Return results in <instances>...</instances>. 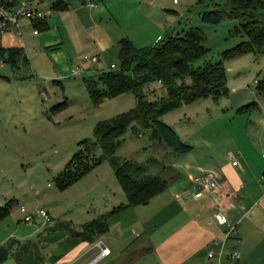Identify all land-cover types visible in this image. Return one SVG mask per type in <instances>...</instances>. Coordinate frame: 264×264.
I'll use <instances>...</instances> for the list:
<instances>
[{"label": "crops", "instance_id": "0c3cea01", "mask_svg": "<svg viewBox=\"0 0 264 264\" xmlns=\"http://www.w3.org/2000/svg\"><path fill=\"white\" fill-rule=\"evenodd\" d=\"M129 1L45 0L44 6L50 8V14L44 20V27L34 32L32 26L23 21L21 35L0 34V47H22L28 62L20 66L30 69L32 65L34 70H41L40 66L48 68L49 64L52 68H49L48 78L62 79L71 76V69L75 76L92 68L94 59L102 54L118 57L122 37L130 38L136 46H146L163 39L165 33L174 34L176 19L172 23L168 19L178 14L176 9L158 5L151 16L148 0H133L136 10L129 9ZM117 3L123 19L132 13H136V19L124 23L114 8ZM87 53L94 55L89 62L84 57ZM40 54L42 58L38 59ZM116 61L118 64V59ZM75 65L83 68L81 72H73ZM0 78L11 80L10 77ZM6 120L0 115L2 130L15 126ZM261 123L264 124V120ZM251 125L247 129L249 133L254 132ZM149 139L157 145L159 157L147 156L143 163L148 164L151 173H159L167 179L164 190L148 203L129 206L111 215L107 231L92 241L79 238L76 232L86 222L127 202L112 168L111 176L119 183L117 193L108 192L106 199L85 219L73 223V219L67 217L51 216V220L45 222L34 213L33 220L25 222V213L19 207L22 216L17 218L18 224L0 241V249L6 253L0 264H87L99 253L98 239L110 248V253L96 264H229L225 254L216 255L212 260L207 256L214 239L217 250L220 243L224 244V252L239 249L235 264H264V135L253 134L243 144L229 142L223 148L211 146L204 154L194 153V146L188 152H176L150 135ZM230 152L235 153L234 159L228 157ZM4 158L0 153V163ZM0 167V185H4V169ZM207 169L220 172L224 184L218 190L205 191L201 197L194 198L193 193L198 190L194 178ZM5 190L3 186L0 188V206L10 200L15 204L17 197L13 191ZM218 212L236 226V232L228 238L225 226L214 219ZM208 219L212 222L208 223Z\"/></svg>", "mask_w": 264, "mask_h": 264}, {"label": "rangeland", "instance_id": "374dc122", "mask_svg": "<svg viewBox=\"0 0 264 264\" xmlns=\"http://www.w3.org/2000/svg\"><path fill=\"white\" fill-rule=\"evenodd\" d=\"M148 1L151 16L158 5L178 11L168 19L171 23L176 19L174 34H182L192 26L202 27L206 33L202 43L207 51L193 61V66L200 67L222 60L227 77L226 94L219 98L201 97L183 104L165 113L162 120L177 128L180 135L194 146L196 154L210 151L211 146L223 148L229 142L247 143L253 134L264 135V124L261 123L264 120V93L258 94L255 88L256 80L264 72V52H247L235 58H226L223 55L226 49L248 39L240 21L225 17L216 23H206L202 19L203 11L212 9L216 3L224 4L227 0ZM129 3V9L136 10V2L132 0ZM114 8L124 23L136 19V13L123 19L119 3ZM137 16L139 19L138 13ZM169 34L165 33L163 38ZM84 57L89 62L94 55L87 53ZM37 58L41 59V54ZM116 59L115 54H102L94 59L92 68L75 76L71 69V76L62 79L57 76L48 78L49 68H52L49 64L48 68L40 66L41 70H34L32 65L30 69L25 65L13 69L9 63L0 61V72L11 78L10 82L0 78V115L6 117L7 122L15 124L3 130L0 126V153L5 155L0 163L4 169V185L2 183L0 188L3 186L13 191L17 197L8 216L0 222V241L18 224L17 218L22 216L19 210L21 206L33 214L45 208L50 216L67 217L75 223L89 217L100 206L101 200L106 199L108 192L117 193L119 183L114 182L108 161L94 166L65 189L58 188L54 183V176L78 149V142L84 138H94V127L99 120L136 105L133 93L107 97L100 105L93 104L91 100L84 77L109 68L112 63H117ZM44 60L47 64L46 57ZM77 68L78 73L83 69L80 66ZM147 89L151 99L159 98L164 93L156 81L149 83ZM252 101H256L257 105L238 112L239 107ZM250 124L254 131L251 133L247 130ZM230 132L234 139L230 137ZM122 138L117 155L140 163L147 156L159 157L156 154L158 147L149 139L148 131L141 137L129 128ZM101 154L102 150L98 148L96 155ZM164 159L167 161L168 157Z\"/></svg>", "mask_w": 264, "mask_h": 264}, {"label": "trees", "instance_id": "16d2710c", "mask_svg": "<svg viewBox=\"0 0 264 264\" xmlns=\"http://www.w3.org/2000/svg\"><path fill=\"white\" fill-rule=\"evenodd\" d=\"M237 18L248 39L226 49V58H235L247 52H264V0H227L216 3L203 11L206 23H216L220 19ZM35 23L40 31L44 20ZM206 33L200 26H192L182 34H169L152 45L136 46L128 37L119 40L118 64L116 68L100 70L94 75L84 77L86 88L93 104L100 105L107 97L123 93H133L136 105L127 111L110 118L99 120L94 127V138H84L78 142V149L66 162L63 169L54 176V183L65 189L90 171L94 166L108 161L127 197V202L99 215L83 224L76 236L92 241L108 229V218L116 212L149 200L167 187L168 181L159 173H151L148 164L133 161L116 154L122 136L131 129L136 135L149 132L174 151L185 153L193 145L184 140L176 129L162 120V116L185 103L198 98L213 96L219 98L228 92L226 70L222 60L208 62L194 67L193 61L205 54L207 48L202 43ZM0 61L18 69L28 58L22 47H0ZM0 77L9 78L0 72ZM159 82L164 89L156 99L148 97L147 86ZM255 88L264 93V72L256 80ZM252 101L238 108L239 111L256 106ZM101 148L102 154L96 155ZM10 200L0 206V220L12 207ZM0 249V261L5 257Z\"/></svg>", "mask_w": 264, "mask_h": 264}, {"label": "built area", "instance_id": "2783aa9c", "mask_svg": "<svg viewBox=\"0 0 264 264\" xmlns=\"http://www.w3.org/2000/svg\"><path fill=\"white\" fill-rule=\"evenodd\" d=\"M176 2V0H174ZM45 0H0V34L7 32H13L16 35L22 34V22L26 21L31 26L34 32H38V28L35 27V23L47 18L50 14V8L44 6ZM112 68H116L117 64L112 63ZM78 68H75L73 72H78ZM230 159L235 158V153L230 152L228 154ZM195 182L198 185V190L193 193L194 198H199L204 195L205 191L218 190L223 184L224 180L222 174L217 170L207 169L197 175ZM21 211L25 213L24 221L29 222L33 220L34 214L27 212L24 206H21ZM43 218L45 222L51 220V216L45 208H40L36 212ZM215 221L225 226L226 237L228 238L231 234L236 232V226L229 223L226 215L218 212L214 216ZM212 219H208V223H211ZM96 244L100 250L97 256L90 260L87 264H96L99 259L110 253V248L104 244L102 239H98ZM217 241L214 239L212 244L208 247L207 256L210 260L218 255L225 254L228 258L229 264H235L236 259L239 256V250L233 248L229 252H224V244L220 243L219 250L216 249Z\"/></svg>", "mask_w": 264, "mask_h": 264}]
</instances>
